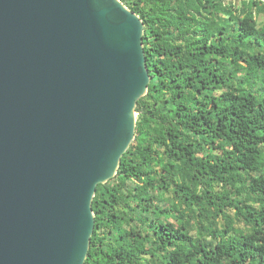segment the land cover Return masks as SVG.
<instances>
[{
    "label": "trees",
    "instance_id": "1",
    "mask_svg": "<svg viewBox=\"0 0 264 264\" xmlns=\"http://www.w3.org/2000/svg\"><path fill=\"white\" fill-rule=\"evenodd\" d=\"M121 1L151 81L85 264H264V0Z\"/></svg>",
    "mask_w": 264,
    "mask_h": 264
},
{
    "label": "water",
    "instance_id": "2",
    "mask_svg": "<svg viewBox=\"0 0 264 264\" xmlns=\"http://www.w3.org/2000/svg\"><path fill=\"white\" fill-rule=\"evenodd\" d=\"M144 26L121 0H0V264H85L151 80Z\"/></svg>",
    "mask_w": 264,
    "mask_h": 264
},
{
    "label": "clouds",
    "instance_id": "3",
    "mask_svg": "<svg viewBox=\"0 0 264 264\" xmlns=\"http://www.w3.org/2000/svg\"><path fill=\"white\" fill-rule=\"evenodd\" d=\"M261 20H263V19H261ZM151 77V76H150ZM151 81V80H150ZM150 83V82H149ZM147 92H148V90H147Z\"/></svg>",
    "mask_w": 264,
    "mask_h": 264
}]
</instances>
